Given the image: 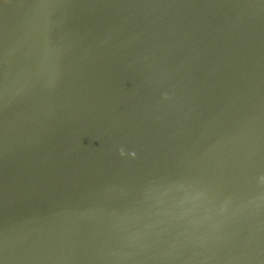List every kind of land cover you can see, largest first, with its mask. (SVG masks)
Here are the masks:
<instances>
[{"label":"water","instance_id":"obj_1","mask_svg":"<svg viewBox=\"0 0 264 264\" xmlns=\"http://www.w3.org/2000/svg\"><path fill=\"white\" fill-rule=\"evenodd\" d=\"M0 264H264V0H0Z\"/></svg>","mask_w":264,"mask_h":264}]
</instances>
